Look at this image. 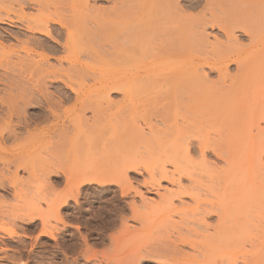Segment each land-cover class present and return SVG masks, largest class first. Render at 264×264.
Instances as JSON below:
<instances>
[{"label": "bare ground", "instance_id": "1", "mask_svg": "<svg viewBox=\"0 0 264 264\" xmlns=\"http://www.w3.org/2000/svg\"><path fill=\"white\" fill-rule=\"evenodd\" d=\"M0 25L12 28L0 26V191L16 203L0 214L12 226L0 227V262L97 260L80 245L77 257L69 255L60 239L69 227L61 211L84 186L130 185L126 173L134 160L120 161L118 179L101 178L85 162L72 171L78 157L91 153L81 147L68 165V107L74 119L87 121L97 98L109 108L110 94H119L115 105L131 125V140L156 146L147 183H176L149 207L153 230L177 217L169 223L176 237L146 256L156 264H264V0H0ZM98 45L108 55L102 66L83 62L79 53L91 58ZM87 80L94 100L78 89ZM135 106L144 121L148 108L160 111L161 127L148 122L145 133L136 126ZM209 154L226 167L209 163ZM241 155L245 164L228 165ZM197 163L202 170H195ZM20 223L37 233L29 248ZM43 238L53 244L36 250Z\"/></svg>", "mask_w": 264, "mask_h": 264}, {"label": "rangeland", "instance_id": "2", "mask_svg": "<svg viewBox=\"0 0 264 264\" xmlns=\"http://www.w3.org/2000/svg\"><path fill=\"white\" fill-rule=\"evenodd\" d=\"M97 7H107L108 4L103 1H97L96 3ZM7 29H12L11 27H8L7 25H0ZM102 34L104 32L101 31ZM209 33H212L209 31ZM214 33V32H213ZM108 33L106 32V36ZM246 42V41H244ZM264 44V38H261L260 43ZM107 44V43H106ZM95 53L94 56L91 58H87L86 54L80 52L79 57L81 56V60L86 63H92L95 61L96 66H102L101 60L102 59H108V55L105 54L104 49L100 48V45L93 47ZM82 53V54H81ZM232 70V69H231ZM215 75L210 76V78H214ZM86 86H83V88H78L82 92H85L89 94L92 98L94 95H96V89L92 86V81L87 80L85 82ZM7 86V85H6ZM1 89H4L3 86H0ZM8 91V90H7ZM95 98H93L94 100ZM97 104L91 105L92 109L95 110L94 117L91 110H87L85 112V119L87 121H77L74 119V115L72 112V104H69L68 109L70 110V122L67 124V126L70 128V139H71V148L69 147V157H68V165L69 162H73L74 157L77 158L78 154L82 151L83 154H85V150L89 151L91 155H82L81 157H78L75 161H77L72 171H77L76 166H80L79 171L83 168V162L90 167L95 169L93 171L95 174L103 175L104 173L106 176H110L111 179H114L116 175L115 171L118 170V167L123 166V160L134 162V164L131 165L130 169L126 173L127 180L130 182V185H120L122 187H119L115 184H109V185H97V184H91L84 186L83 189L81 188V192L78 198L76 199V203L73 200H69L67 206L61 211V214L66 217V221L69 225L68 229H64L63 231H59L61 233L60 239L65 242V245L67 247V252L70 256L77 257L76 255L78 252L74 250L78 245H80L79 249H81V253L85 254V252L89 253L91 255H95L97 260H85L83 258L78 257V261L76 264H99L98 260L103 264L105 261L107 264H112L115 260L114 264H134V260H137L136 258H141L137 264H156L155 260H152V258H149L148 251L153 250L154 248L161 247L164 245H167L176 237V231L170 226L171 222L177 221V217H173V219H170V221H166V224L159 226V228L156 227L155 230L151 229L153 226H151L150 221L152 223V212L149 210V207L151 205L154 207V203L159 201V196L163 195L165 193V190L168 189H175L176 187L172 184L176 183H169L170 179L172 178H166V179H160L159 180V186L157 185H150L147 183L148 181V168L151 163H154L155 159L153 154H156L154 151V144H149L150 146L147 147V145L139 146L140 144H135L133 142V138L131 140V131L129 132V128L127 124H130L129 121L126 122L123 120L125 117L124 115L119 114V110L115 104H118L121 97L119 94H110V99L112 100L113 104L110 105L108 108L106 105L102 104L101 97L97 98ZM118 102V103H117ZM121 102V101H120ZM138 106V105H137ZM136 107V106H135ZM134 107V108H135ZM138 109V112H134L140 116L141 114L139 112V108L141 110V107H136ZM135 108V109H136ZM127 109V108H126ZM124 109V111H127ZM148 108L145 113L146 120L141 117L144 115H141L140 117H136L137 121H135V125L137 124L139 128H142L145 133L147 132V127L145 126L146 123L150 122L151 125L155 124L161 127L160 119H162L161 113L156 111L155 109ZM123 112V111H122ZM144 113V112H143ZM126 114V112H125ZM163 114V113H162ZM124 116V117H123ZM136 125V126H137ZM156 126V127H157ZM128 128V129H127ZM79 129V130H78ZM82 129V130H81ZM86 131H84V130ZM37 129L36 131H38ZM76 130V131H75ZM128 130V134H127ZM82 133L81 135L78 134ZM85 133H84V132ZM80 137L79 142H77L75 139L77 136ZM129 133L131 135H129ZM76 134V135H75ZM127 136V137H126ZM130 136V139L128 138ZM89 139L87 142H85V139ZM133 137V136H132ZM129 139V140H127ZM75 140V141H74ZM128 141V142H127ZM129 142H132L130 145ZM134 143V144H133ZM78 146L77 148L74 146ZM81 145V146H80ZM134 145V146H133ZM139 147H137V146ZM144 146L146 149H144ZM82 147V149H81ZM92 147V148H90ZM128 149V150H127ZM135 150V151H134ZM134 151V152H133ZM78 152V153H77ZM127 153L129 156H127L125 153ZM153 152V154H152ZM79 156H81V154ZM133 153V155H132ZM134 153H136L134 155ZM125 155V158L122 157V155ZM127 156V157H126ZM137 157L138 161L136 158ZM43 157V155H42ZM46 157V156H44ZM54 157L57 160L56 156ZM86 157V159H84ZM132 157V158H131ZM54 158L52 160H54ZM45 159V158H44ZM50 159V158H49ZM136 159V160H135ZM154 159V160H153ZM209 163L215 165L217 167H223L225 168L226 165L223 163L221 159L215 158L214 155L209 154L206 158ZM46 160L48 158L46 157ZM55 161V160H54ZM79 161V164L76 165ZM122 166H121V162ZM131 161V162H132ZM132 162V163H133ZM244 163V157L241 155L240 157L232 158L228 162V165H235L237 163L240 164ZM198 164V163H197ZM92 165V166H91ZM82 166V167H81ZM134 166V167H132ZM71 167V166H70ZM148 167V168H147ZM252 167L244 166V171L250 170ZM129 169V168H128ZM134 169V171H133ZM146 169V170H145ZM170 169V167H168ZM203 169V166L198 164L196 166V171H200ZM122 170V169H121ZM78 172V171H77ZM119 172V171H118ZM108 174V175H107ZM117 174V173H116ZM22 177H25L24 174L21 173ZM99 176V175H97ZM104 175L101 176V178ZM118 179V174H117ZM106 177L105 179H107ZM158 179V177L156 176ZM109 179V178H108ZM176 179V178H174ZM183 185H187V180L184 178L181 179ZM122 184V183H121ZM119 185V184H118ZM61 189H63L62 185L56 184V191L59 192ZM124 192H123V191ZM129 191V192H128ZM135 191L137 193H135ZM127 193V194H122ZM142 194L143 198H141L140 194ZM61 193V192H59ZM1 196H5L3 201L4 204H0V214H5L8 211H12L14 208V205L16 204L13 202L10 196H6L4 192L0 191ZM238 197H243V195H240ZM185 203H191L188 199H183ZM154 202V203H153ZM8 203V204H7ZM152 203V204H151ZM8 205V206H7ZM175 206H180L179 199L174 200ZM4 207V208H3ZM13 207V208H11ZM43 210H45V205H41ZM152 208V207H151ZM12 209V210H11ZM4 210V211H3ZM6 210H8L6 212ZM9 212V213H10ZM47 220H50L47 218ZM5 219H2L0 217V227L1 229L8 230L12 226L6 221ZM110 221H113V223H110ZM168 222V223H167ZM50 223L53 222L50 220ZM170 223V224H169ZM211 223H213V220H211ZM21 224V223H20ZM18 224V225H20ZM23 224V223H22ZM20 225V228L25 225ZM17 225V226H18ZM19 227V226H18ZM23 228V230H24ZM155 228V227H154ZM127 229V230H126ZM26 233H22L21 229H18L19 235H26L28 238L25 240L27 243V247L29 248L28 244H36L34 242L33 237L37 235V233H31L30 229L28 231L27 228H25ZM124 230V231H123ZM127 231V233H126ZM29 232V233H28ZM123 232L124 235H123ZM108 236V237H107ZM111 236V238H109ZM32 237V238H31ZM34 242V243H33ZM85 242V243H84ZM53 244L52 241L48 240L47 238L40 239L37 245L36 250H47L49 246ZM159 245V246H158ZM161 245V246H160ZM45 246V247H44ZM9 249H13L14 246H8ZM152 248V249H151ZM180 250L184 251L187 254H191V250L186 246H180ZM78 249V250H79ZM88 249V250H86ZM146 252L147 256H146ZM77 253V254H76ZM141 253L142 255H138ZM88 255V254H87ZM136 256V257H135ZM103 260H101V258ZM135 257V259H134ZM108 258V259H104ZM138 258V259H139ZM112 259V261H111ZM134 259V260H133ZM117 262V263H116ZM121 262V263H120ZM134 262V263H133ZM206 263V262H204ZM0 264H5V262H0ZM105 264V263H104ZM208 264V263H206Z\"/></svg>", "mask_w": 264, "mask_h": 264}]
</instances>
